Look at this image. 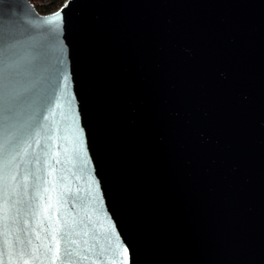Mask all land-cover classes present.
<instances>
[{"label":"water","instance_id":"1","mask_svg":"<svg viewBox=\"0 0 264 264\" xmlns=\"http://www.w3.org/2000/svg\"><path fill=\"white\" fill-rule=\"evenodd\" d=\"M54 234L63 264H264V0H0V264Z\"/></svg>","mask_w":264,"mask_h":264},{"label":"snow or ice","instance_id":"2","mask_svg":"<svg viewBox=\"0 0 264 264\" xmlns=\"http://www.w3.org/2000/svg\"><path fill=\"white\" fill-rule=\"evenodd\" d=\"M66 6V5H65ZM62 11V10H61ZM60 19H62V15H61V12H57V13H55V14H53L52 16H50L49 18H48V22L49 23H53L54 21H56V20H60ZM62 79L64 80V81H67V76L65 75L64 77H62ZM65 87H66V85H65ZM56 107H62V105H60V103L57 101V104H56ZM55 113H53V115H54ZM37 135H38V133H37ZM50 139H51V137H50ZM65 139H67V137H65ZM37 146H39V142L37 141ZM28 147L30 148V147H32V145L31 144H29L28 145ZM25 154H26V150H25ZM60 161L59 160H57L56 161V163H59ZM12 179L14 180L15 179V177H12ZM25 179H27V177H25ZM53 232L55 233V232H57V229H53ZM68 235H70V233H68ZM37 239H39V235H37ZM52 241H54L55 242V255L53 256V264H54V262H55V260H57V259H61V256H60V241H58L57 239H56V235L54 234L53 236H52ZM71 243H75V241H70ZM48 251H53V249L51 248V247H49L48 248ZM124 252L126 253L127 252V249L125 248L124 249ZM67 255H71V251H68L67 252ZM61 264H63V260L61 259ZM121 264H128V261H127V258H125V260H123L122 262H121Z\"/></svg>","mask_w":264,"mask_h":264},{"label":"trees","instance_id":"3","mask_svg":"<svg viewBox=\"0 0 264 264\" xmlns=\"http://www.w3.org/2000/svg\"><path fill=\"white\" fill-rule=\"evenodd\" d=\"M35 7L42 13L56 10L65 0H31Z\"/></svg>","mask_w":264,"mask_h":264}]
</instances>
